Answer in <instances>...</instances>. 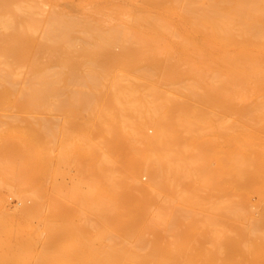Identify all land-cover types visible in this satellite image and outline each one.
I'll list each match as a JSON object with an SVG mask.
<instances>
[{"label": "bare ground", "instance_id": "obj_1", "mask_svg": "<svg viewBox=\"0 0 264 264\" xmlns=\"http://www.w3.org/2000/svg\"><path fill=\"white\" fill-rule=\"evenodd\" d=\"M262 83L264 0H0V264H264V95L242 96ZM66 100L92 111L101 152L68 208L46 179ZM217 107L246 136L228 132L238 154L219 155L241 198L208 206L202 132ZM128 110L156 135L124 143L112 128ZM10 183L21 206L7 203ZM63 229L84 248L58 242Z\"/></svg>", "mask_w": 264, "mask_h": 264}, {"label": "rangeland", "instance_id": "obj_2", "mask_svg": "<svg viewBox=\"0 0 264 264\" xmlns=\"http://www.w3.org/2000/svg\"><path fill=\"white\" fill-rule=\"evenodd\" d=\"M119 49V47H117ZM85 55H81L80 58H84ZM254 85L253 88H249L248 91L243 92L242 96L244 97L243 101L249 99L250 96H255L257 93L263 94L264 95V83ZM261 90V91H260ZM260 91V92H258ZM65 96H68L67 92L68 90H64ZM71 92L69 91V94ZM244 101V102H245ZM68 102L67 100L65 103ZM63 103V104H65ZM62 104V106H63ZM61 106V107H62ZM74 105H68L66 103L63 108H60L59 110L62 109L61 117L57 119L59 121V124L64 125L61 126L63 132H62V148H61V155L62 158L61 160H57L56 154L60 153L59 148L56 146H52V143L49 141V147H48V170H47V185H48V194L49 196L52 197V194L56 195H61L63 199V204L66 205L68 208V204L70 200H68V195L70 196V190L71 186L74 185L73 183L79 182L80 184L84 185L85 183L87 184H93L94 182V173L97 169V166L100 162V156L101 152L96 150L94 148L93 142L96 139L94 132L93 126L90 125L92 117L89 114H92V111L90 109L89 112L86 111L87 108L82 107L79 110H75L73 108H76ZM83 116L79 114L81 111H83ZM76 111V112H75ZM77 111H79L77 113ZM82 113V112H81ZM133 111L128 110L126 117L127 121L122 122L123 124H114L113 130H115L116 134L121 138V140L128 144V146L132 145H139L144 137V133L148 134L150 136H154L157 133V128L155 125L151 123H139L135 121V117L133 115ZM81 115V116H78ZM85 116H88L87 118ZM72 119H71V118ZM79 117V118H78ZM89 118V119H88ZM70 119L71 122L70 123ZM236 119V114L234 110L230 113V115H226L223 113V110L221 108L216 109L215 113L213 114L211 108L208 109V115L205 120V127L202 132V138L205 143V148H206V160L205 162L210 165L211 171L209 174V177L204 179V184H205V190L204 194L206 195L205 201L208 204V206L213 205L214 202L218 201L220 196L225 195V193L229 190L230 192L233 193V196L236 198H241V193L237 192L235 187L232 185L231 178L232 174L229 171L227 161L224 163L221 162V159L219 157L220 153L222 152L226 157H235L238 152L237 148L232 147L228 144V139H229V133L233 134H240L237 138V142L239 144H242L243 142L246 141V136L245 134H241L240 132L237 133L235 130L236 127H233L235 125L234 122ZM89 120V121H88ZM80 121V122H79ZM83 121H88L86 125H83ZM62 122V123H61ZM68 122L72 125H68ZM79 122V123H78ZM86 122H84L85 124ZM89 124V128H88ZM72 126V127H71ZM83 126H87L83 128ZM64 127V128H63ZM72 128V129H71ZM86 128V129H85ZM90 128L91 131H90ZM229 132V133H228ZM256 137L257 142H256V148L257 149H263L264 150V138H261L262 136L257 135ZM84 137V138H83ZM240 151V150H239ZM242 152V149L241 151ZM51 155L55 156L54 160L51 161ZM83 167V168H82ZM81 168L85 169V176L78 181L80 175L82 177L83 172H81ZM83 173V174H84ZM133 174L138 176L142 182L148 183L150 181V175L144 170L142 167H138L133 170ZM59 183V190L55 189L53 191L52 187H56L53 185V183ZM214 181V182H213ZM53 182V183H52ZM82 182H85L84 184ZM77 183V184H79ZM264 184V183H263ZM53 185V186H52ZM21 187V185L17 183H10L8 184L7 187L3 189L4 195L7 197V203L10 207H17L21 206L23 204V201L20 199L18 189ZM58 188V187H57ZM56 191H60L56 192ZM59 193V194H57ZM70 193V194H69ZM259 194L254 193L250 196V200L252 202V207L254 209L257 208V203L259 202ZM66 201L64 202V198ZM57 199L54 197V200ZM65 207V208H66ZM64 208V209H65ZM64 211V210H63ZM65 216L66 213H68V209L65 210ZM212 212L213 210L210 209ZM69 215V214H68ZM70 217V216H69ZM210 217V216H209ZM65 219H68L67 217ZM70 220L72 217L69 218ZM68 223L70 222L67 220ZM65 222V225L67 223ZM248 221H242L241 223L243 225L247 224ZM6 222H0V224H5ZM10 223V222H7ZM28 225L30 226L29 230L36 232V230H39V223L37 221H32L28 222ZM68 232V231H67ZM67 232L64 231H57L58 236V242L63 243L65 245H71L72 247H80L84 248L83 244L81 243L80 239L76 237L75 234L73 236L71 234H67ZM150 233V232H148ZM148 236H151V233L148 234ZM75 235V236H74ZM57 242V243H58ZM58 243V244H60ZM207 244L210 242L207 241ZM211 244V243H210ZM71 248V247H70ZM199 248L197 243H195L192 246V250L196 251Z\"/></svg>", "mask_w": 264, "mask_h": 264}]
</instances>
